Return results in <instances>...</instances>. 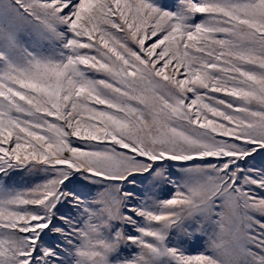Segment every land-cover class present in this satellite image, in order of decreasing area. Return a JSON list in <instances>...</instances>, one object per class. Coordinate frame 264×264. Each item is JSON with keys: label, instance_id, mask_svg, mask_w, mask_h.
Segmentation results:
<instances>
[{"label": "snow or ice", "instance_id": "1", "mask_svg": "<svg viewBox=\"0 0 264 264\" xmlns=\"http://www.w3.org/2000/svg\"><path fill=\"white\" fill-rule=\"evenodd\" d=\"M0 264H264V0H0Z\"/></svg>", "mask_w": 264, "mask_h": 264}, {"label": "rangeland", "instance_id": "2", "mask_svg": "<svg viewBox=\"0 0 264 264\" xmlns=\"http://www.w3.org/2000/svg\"><path fill=\"white\" fill-rule=\"evenodd\" d=\"M153 2H154L155 4H158V5L161 6V7H164V6H166V5H167V6H172V5H174L175 0H153ZM189 250L195 252V251H196V247H192V248H190Z\"/></svg>", "mask_w": 264, "mask_h": 264}]
</instances>
